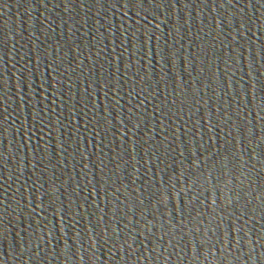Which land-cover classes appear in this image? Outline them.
Masks as SVG:
<instances>
[{
    "label": "water",
    "instance_id": "water-1",
    "mask_svg": "<svg viewBox=\"0 0 264 264\" xmlns=\"http://www.w3.org/2000/svg\"><path fill=\"white\" fill-rule=\"evenodd\" d=\"M0 264H264V0H0Z\"/></svg>",
    "mask_w": 264,
    "mask_h": 264
}]
</instances>
